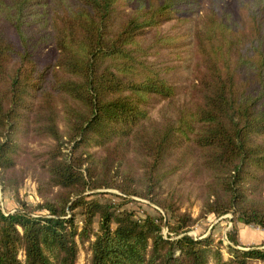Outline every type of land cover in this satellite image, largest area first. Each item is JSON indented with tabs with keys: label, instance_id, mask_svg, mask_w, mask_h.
Segmentation results:
<instances>
[{
	"label": "trees",
	"instance_id": "obj_1",
	"mask_svg": "<svg viewBox=\"0 0 264 264\" xmlns=\"http://www.w3.org/2000/svg\"><path fill=\"white\" fill-rule=\"evenodd\" d=\"M194 12L186 105L152 119L149 108L176 89L143 41L162 46L158 28ZM0 14L3 188L22 180L19 135L52 141L33 156L47 214L0 208V264H76L83 244L84 264H264V249L235 247V229L227 259L211 235H188L197 218L159 194L163 178L185 169L201 178L200 217L230 212L264 230V0H238L235 16L222 0H0ZM38 24L46 37L35 40L28 28ZM46 41L55 57L41 65ZM101 188L123 202L102 199ZM130 195L170 211L166 236L162 216L124 207Z\"/></svg>",
	"mask_w": 264,
	"mask_h": 264
},
{
	"label": "rangeland",
	"instance_id": "obj_2",
	"mask_svg": "<svg viewBox=\"0 0 264 264\" xmlns=\"http://www.w3.org/2000/svg\"><path fill=\"white\" fill-rule=\"evenodd\" d=\"M237 2L238 0H222V3L226 4L227 9L234 16L237 14ZM197 13L198 12H194L187 16L190 18L188 23L173 20L158 28L157 32L166 38V42H163L161 44L162 46L155 45L153 36L143 41L144 44L142 45L149 47L150 50L147 61L176 89V96L173 101L158 102L149 108V114L152 119L159 120L168 115H173L177 106L186 105L189 85L195 74L196 58L192 49V24ZM0 22L7 24L1 14ZM28 30L30 33L34 34L35 40L41 36L46 37V29L41 24L31 26ZM46 42H42L35 53V59L41 65L52 62L55 57L52 44ZM151 45L153 47H151ZM58 126L61 131L64 130L63 123L60 119H58ZM17 138L20 151L16 156L14 176L16 175L17 178L22 177V180L17 186L7 185L4 188L0 180V208L4 212L11 213L14 209L20 208L21 203H24L25 207L31 211L33 215H45L47 211L38 208V204L42 202V199L38 193V183L35 177L40 175V171L34 164L33 156L36 153L48 149L52 141L38 136L37 133H31L26 136L19 135ZM91 151L95 152L98 156L102 155V151L98 147L91 149ZM171 169L168 168L167 171L170 172ZM185 171V169H179L169 174L166 178H163L159 194L166 204H169L170 201H174L181 211L189 212L194 218H197L195 223L188 229V235L194 238H202L211 235L215 240H219L221 242L222 254L225 259L229 256L226 245L231 244L227 238V234L234 229L237 232L240 226H248L257 230V241L262 244L261 240H259V234L262 229L255 224H243L239 222L237 218L233 216V213L229 212L221 216L209 214L200 217L201 178L192 179ZM95 191L100 192L98 196L102 199L123 202L121 197L124 195L117 188H101ZM90 192L91 191H87V193ZM126 200L124 207L134 211V216L137 218L147 214L154 217L159 215L162 216L164 219L162 234L164 236L167 235L165 221L170 215L169 210L140 196L130 195L126 197ZM77 219L79 220L80 217L77 216ZM236 235L238 238V232ZM235 247L239 249H248L250 247L264 249V245L255 246L251 243L241 246L238 241ZM86 248L87 244L81 245L76 264H84L88 258ZM250 264H263V262L252 261Z\"/></svg>",
	"mask_w": 264,
	"mask_h": 264
},
{
	"label": "crops",
	"instance_id": "obj_3",
	"mask_svg": "<svg viewBox=\"0 0 264 264\" xmlns=\"http://www.w3.org/2000/svg\"><path fill=\"white\" fill-rule=\"evenodd\" d=\"M252 229V230H250ZM257 230H255L254 228L252 227H248V226H240L239 227V230H238V238H237V241L240 242L241 246H245L246 244H254L255 246L256 245H264V230H261L260 232V239L262 244L261 243H258V239L256 238L257 236Z\"/></svg>",
	"mask_w": 264,
	"mask_h": 264
},
{
	"label": "water",
	"instance_id": "obj_4",
	"mask_svg": "<svg viewBox=\"0 0 264 264\" xmlns=\"http://www.w3.org/2000/svg\"><path fill=\"white\" fill-rule=\"evenodd\" d=\"M165 226H166V224H165Z\"/></svg>",
	"mask_w": 264,
	"mask_h": 264
}]
</instances>
